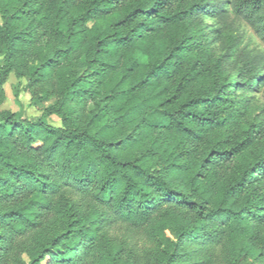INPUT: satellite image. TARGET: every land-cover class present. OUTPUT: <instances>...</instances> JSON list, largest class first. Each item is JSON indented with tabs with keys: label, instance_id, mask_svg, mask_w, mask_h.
I'll return each instance as SVG.
<instances>
[{
	"label": "trees",
	"instance_id": "obj_1",
	"mask_svg": "<svg viewBox=\"0 0 264 264\" xmlns=\"http://www.w3.org/2000/svg\"><path fill=\"white\" fill-rule=\"evenodd\" d=\"M231 16L264 46V0H0V106L62 123L0 112V264H264V54L196 31Z\"/></svg>",
	"mask_w": 264,
	"mask_h": 264
},
{
	"label": "rangeland",
	"instance_id": "obj_2",
	"mask_svg": "<svg viewBox=\"0 0 264 264\" xmlns=\"http://www.w3.org/2000/svg\"><path fill=\"white\" fill-rule=\"evenodd\" d=\"M218 29L223 37L239 38L240 47L246 46L248 50H255L264 54V46L261 44L254 31L244 22L236 20L231 16L225 24L222 20H211L204 18L196 31H215ZM3 56L0 54V67L3 65ZM28 80H19L14 74H11L4 84L6 99L0 106V112L10 111L17 113L19 118L32 122L43 119L44 122L53 127H62V123L57 116H44V111L54 105V101H44L42 103H33L31 92L27 89ZM246 105L249 107L252 116L264 115V85L257 87L252 92L241 95ZM167 235L171 237L168 232ZM108 237L113 247L117 250L122 247L126 250L138 249L139 246L150 248L151 245H145L137 242L134 238L128 236L127 232L120 228H112L108 232ZM126 256L122 257V263L127 264ZM243 264H261L257 261L248 259Z\"/></svg>",
	"mask_w": 264,
	"mask_h": 264
}]
</instances>
